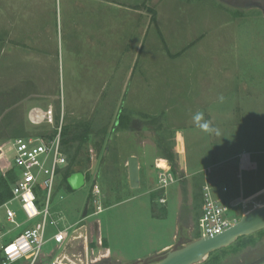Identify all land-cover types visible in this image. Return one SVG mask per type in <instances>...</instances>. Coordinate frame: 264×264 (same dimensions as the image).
<instances>
[{
	"label": "rangeland",
	"instance_id": "1",
	"mask_svg": "<svg viewBox=\"0 0 264 264\" xmlns=\"http://www.w3.org/2000/svg\"><path fill=\"white\" fill-rule=\"evenodd\" d=\"M51 2L58 14L48 13L47 16L38 17H43V25L46 24L47 28L43 30L37 27L34 19L20 18L17 28L21 30L30 22L24 32L26 45L18 50L7 48L3 53L5 57L12 54L13 66H4L15 70L24 64L20 57L26 59L34 53L28 46H33L35 40L37 46H40L45 38L49 43V53L53 60L50 67L55 76L45 73L46 83L20 85L21 78L23 80L30 75L36 80V74L13 71L11 85L4 86L5 77L0 75V143L7 140L1 145L5 159L12 164L15 157L13 138L51 133L54 130L53 124L30 122V107L38 105L45 110L52 104L54 111H61V117L63 113L64 124L69 128L77 125L74 124L76 120L79 123L84 120L91 123L90 141L81 150L83 155L90 158L85 167L90 178L84 186L72 190L59 185L61 177L57 178L49 209L50 218L56 220V225L48 226L47 242L42 246V254L34 264L69 262V259L77 264H116V254L114 258H106L104 240L100 244L101 236L98 237L96 223L109 244L125 242L126 250L122 255L117 253L120 256L119 264H132L140 260L138 258L149 260V253L163 244H176L173 236L177 230L179 198L182 196L184 200L188 194L192 196L196 189L194 187H199L201 176L211 170L210 178L213 181L210 185L214 192L220 190V184L230 187L233 196V202L229 203L230 215L240 219L244 213L264 204V188L247 197L255 186L252 177L243 171L249 165L247 155L264 156L263 13L257 8H243L224 0H156L151 6L158 12L182 13L180 18L174 15L168 17L171 24L167 27V35L162 34L157 25L149 29L147 37V34L138 35V31L131 34L129 29L131 27L133 30V27L128 24L125 28L121 27L124 32L120 31L119 34L112 31L111 37L100 39L96 22L86 21L78 32H67L64 22L73 15L64 17L66 12L63 7L64 15L61 19L60 6L63 4L56 6L55 0ZM12 5L13 8L17 7V2ZM9 6L4 7L3 0H0V36L4 31L3 22L8 21L4 13ZM24 6L27 8L30 2ZM115 11L120 12L117 9ZM135 21L137 24L142 23L138 18ZM108 22L107 26L113 25V28L119 25L118 20ZM176 28L179 30L176 31ZM91 31L94 33L92 44L87 43L89 38H74L76 33L78 36L88 35ZM190 36L198 37V40L184 49L190 42L187 40ZM112 40L114 44H111ZM103 43H106V49L102 48ZM137 50L139 64L135 74L124 80L125 68L133 62ZM1 56L0 67H4V58ZM58 57L60 64L57 62ZM144 63L151 66L143 78ZM105 64L109 74H104L101 69ZM39 80L44 81V78ZM6 87H11L13 93L6 90ZM121 91L122 96L119 98ZM23 92L25 96L19 103L17 100L22 98ZM70 107L75 111L71 115L66 114ZM123 109L133 112L134 116L141 110L144 113L154 111L157 115L153 117L160 115L158 119L144 123V126H154L159 136L166 139L173 131L172 126L183 131L188 148L186 168L195 171L194 177L188 181H193L194 187L192 183L182 184L177 179L166 185L162 192L151 193L159 181V170L153 167L147 168V174L142 168L141 186L130 187L123 170V159L127 152L134 150L139 153L141 149L134 137L128 141L125 130L119 129L120 115H128ZM201 111L205 119L210 121L213 131L203 132L195 126L193 119L187 121L189 115L193 117ZM132 119L135 120L134 117ZM185 123L192 126H184ZM96 141L100 142V147L95 145ZM152 154L153 149H148L149 159ZM261 159L264 161V157ZM250 161L252 166H256V162L257 166L260 164L258 159L255 163L253 159ZM95 180L101 190L98 201L103 211L98 214L93 211L83 218V209L93 198ZM236 181H240L239 185L244 188L243 194H238L239 185ZM255 183L258 186L259 180ZM38 192L41 194V203L45 204L46 192ZM161 195L167 198L166 204L160 202ZM121 199L126 200L113 204ZM183 203L185 201H181ZM91 204L90 209H95ZM10 207L18 210V221L23 225L14 227L5 224L6 228L14 227L12 230L18 234L31 226L32 222L27 221L17 201ZM39 220L41 217L33 220V223ZM81 222L85 224L80 225ZM78 226L79 229L74 231ZM196 228L193 234L195 237L201 235L199 227ZM57 229L73 230L61 246L51 239ZM112 234L115 238L113 242L110 241ZM260 253L264 254V229L252 235L240 236L229 246L213 250L198 264H245ZM14 264L26 262L22 259Z\"/></svg>",
	"mask_w": 264,
	"mask_h": 264
},
{
	"label": "crops",
	"instance_id": "2",
	"mask_svg": "<svg viewBox=\"0 0 264 264\" xmlns=\"http://www.w3.org/2000/svg\"><path fill=\"white\" fill-rule=\"evenodd\" d=\"M6 1H8V4H5ZM51 1L52 0H3V6L4 7L11 5L8 7V11L4 13V17H8V21L5 20L3 22L2 28H4L5 32L1 30L2 35L0 36V56L2 55L1 57L4 58L3 59V66H4V64L7 65L8 67H9V65L11 66V58L12 59L14 58L12 56V54H10V53H9V56L5 57V54L3 53V51L7 50V48L8 49L10 48V50L12 48L15 50H18V49L23 48L26 45L25 41H24V35L26 33L24 34V32H26L27 29L25 27L30 22L28 21V23H26L24 25L23 30H21L20 28H17L18 24L20 23V18H26V19L30 18V20L34 19L36 26L39 28H43V30H45L47 28V25L46 24L43 25V21H42L43 17L42 18H38V17L40 15L47 16L48 13H53V15H54V13L55 14L57 13V11L55 10V5L53 6V2H51ZM55 1H56V6L63 4L62 6H60L61 19H63V15H64L63 7H64L65 12H66V15L64 17H67L68 14L73 15L72 18L68 17L66 22L63 21L66 25V31L67 32H70V33L71 32L72 33L78 32L79 30H81L83 28V24L86 21L87 22L88 21L89 22H96L98 24L97 31H98V33L101 34V35H98V37L100 39H108L109 37H111L112 31H114L116 33L119 32V34H120V31L124 32L121 30V27L125 28V27L129 26L128 24H131L133 27V30H134V32H133V30L130 27L129 30L131 31V34L138 31V35H139V33L141 35L147 34L146 35V37H147L149 34L148 33L149 29L152 26L157 25L159 30H161L162 34L167 35V33H168L167 27H168V25L171 24V21H168V19H169L168 17L170 15H174L175 18L182 17L181 16L182 13H179V12H171L170 14L169 13L164 14L163 12H158V10H156V9H155L156 11L148 9L149 7L153 8V6H151V4L153 3V1L155 2L156 0H134L132 2H130L129 0H128L129 2L128 1L125 2V0H55ZM16 2H17V7L14 6V8H13L12 4L16 3ZM28 2H30V6H28L26 8L24 5L28 4ZM113 7H115V9H113ZM116 9L120 12L116 13V11H115ZM131 13H132V16H130ZM155 14H156V20H154ZM122 16H124L125 18H122ZM135 18L140 19L142 21V23L137 24L135 21ZM160 18H161V20H160ZM132 19L134 20V23H133ZM162 19H164V20H162ZM110 20H118V22H119L118 27L113 28V25L107 26L108 25L107 22L109 21L108 23H110ZM122 22H124V24H122ZM48 29H49V26H48ZM18 30H21V32ZM178 30L179 29L176 28V31H178ZM180 32L181 31H179V33ZM93 34L94 33L92 32L88 35H86V34L80 35L79 34V36H78V33H76L74 38L75 39H78V38L79 39H84V38L88 39L89 38L87 43L92 44L91 37H94ZM119 34H118V37H120ZM187 40H189L190 42L188 43V45H186L184 47V49L186 47H188L189 45L197 42L198 37H191L190 36V37H188ZM114 43H115L114 40H112L111 44H114ZM37 45H38V42H37V40H35L33 46H30V45L28 46V49H32L34 51V53H31L28 56V58H26V59H24L23 57H20L19 59L24 64L17 67L15 70H13V68L11 70L10 68H6L5 66L0 67V75L5 77L4 86H10L11 85V72H13V71H14L13 73H21V74L34 73V74H36V80L30 75L26 79L22 80V78H21L20 85L42 84L44 82L46 83L47 77L45 76V73H48L49 76H51V74H53V76H55L54 72H52V69L50 67V64L52 63L53 60H52V56L49 53V43H48L47 39L43 38L40 46H37ZM102 46H103L102 48L106 49V47H105L106 43H103ZM138 50L136 53L137 56L135 55V58H133V62L131 64H129L128 67L125 68L126 73H125L124 80L129 79V77L131 75L134 76V74H135V68H137V66L139 64ZM58 52H59V50H58ZM169 55L172 56V53L170 51H169ZM57 62H59V64H60L59 57H58ZM145 63L142 66V68L144 70L143 78L145 76V73H147L149 71L148 67L151 66V65L146 66ZM25 64L27 66H25ZM103 66H105V67L101 68V69H103L104 74H107V73L109 74V72L106 71L108 68L107 64H105ZM58 68H59V65H58ZM41 77L44 78V81L39 80V79H41ZM60 83H61V79H60ZM106 83L107 82H104V84H106ZM108 84L109 83H107V85ZM9 89H11V90H9ZM6 90L13 93V89L11 87L10 88L6 87ZM122 92L123 91H121L119 98H121ZM22 94H23L22 98L17 100V101H19V103L21 100H23V98L25 96V92H23ZM19 103H17V104H19ZM50 105H52V104H50ZM37 106L38 105H36V106L33 105L30 107V109L39 108L41 110H44L41 107H39V106L37 107ZM47 108H45V109H47ZM142 111H144V110L137 112V114L134 116L133 112H126V110L123 109L124 113L128 114L129 116L131 115L132 117L135 118L136 121H141V124H139V126H137L135 128V130L119 128V129L125 130V132L127 133L126 137L128 138V141H131L132 138L134 137L133 139H135L138 142L139 148L141 149V152H139V153H138V151H134V150L127 152V154L125 155V158L123 159V162H124L123 163V170H125V172H126L125 174L127 176V183L130 185V183H129V170L127 167V163H128V158L131 155H137L138 156L139 169H140V171L145 169L146 174L148 171L147 168H149V167L150 168L151 167L156 168L160 172L161 169L158 168V167H160L158 164H159V161H162V160L167 164L168 169H170V171L173 172V170L171 169L170 160L168 159L167 156L169 154H171L170 153L171 151H174L178 157L179 167H180V170L177 173L178 177L176 176L177 178H179L178 181H180L182 184H186V183L191 184L192 183V186L194 187L193 181L192 182L188 181V179H191L194 177L195 171H190L187 169L188 167L186 168L188 148H187V140L185 138L183 131L172 126L173 131H171L170 136H167V139H166V137L159 136V133H157L154 126H149V127L144 126V119H145L144 117L145 116H151L152 117L153 115H157V114H154V111H152V110H150L149 113H144ZM71 113L72 114L75 113V111L72 110V107H70L69 110L68 109L66 110V114L71 115ZM191 120H192V116L189 115V117L187 118V121L190 122ZM83 122H86V121L84 120ZM78 123H79V121L76 120L74 124H78ZM190 125L187 123L184 124V126H187V127ZM181 146L184 149H182ZM148 149H150V150L153 149V154L151 156V159H149V156H148ZM180 153H182L184 155L183 167H181V165H180ZM254 158H256V157H254L252 154L247 155L246 160L248 161L247 163H249V165L243 170V171H245L246 175H248V173L249 174L253 173L252 171H255L258 168L257 162H256L257 158L255 160H254ZM250 159H253L254 163L256 162L255 163L256 166H252ZM247 171H248V173H247ZM211 174H212V170L209 173L203 174L201 176V179L198 181L199 187H200V183L201 182L203 183V181H205V179H208L210 184H211V181H213L210 178ZM246 175H245V177H246ZM145 179L147 180V175H146ZM251 181H254L253 186H255L254 188H251V189H256L257 190L256 193H258V191H260L261 189L264 188V187L261 188V186H256L255 182L257 181V179L251 178ZM236 182H237V185H239L240 181L239 182L236 181ZM145 183H146V181H145ZM141 184L142 183H141V175H140V186H141ZM159 184L160 183L158 181L157 186L152 188L151 193H154L157 191L162 192L164 190V188H158ZM221 185L222 184H220V187H221ZM199 187H194L197 190L194 189L195 193L193 192L192 196L190 194H188V197L187 196H185V198L183 197L184 200L182 199V196H180V198H179L180 205H179V211L177 213V218H176L177 230H176L175 235L173 236V237H175L176 244H177V241L179 239L178 235L181 231V228H180L181 224L183 225L187 221L188 216L186 214H190V212L192 210V206H195V208H196V200L198 199V197H199L198 195L202 190V188H199ZM221 189H222V187L220 188L219 191H216L215 193L219 194L221 192ZM238 190H239L238 191L239 195L243 194L245 192L242 185L238 186ZM143 192L145 193L146 191H143ZM147 192H149V191H147ZM196 194H197V197H196ZM161 198H165L166 201L162 202ZM230 198L233 202L232 193H230ZM125 200L126 199H121L119 201H115L113 204L116 205V204L121 203ZM181 201H185V203L181 204ZM160 202L166 204L168 202V200L166 197L161 195L160 196ZM202 206H203V204H202ZM202 206H201L200 214L202 213V210H203ZM198 215H199V211L196 208V220L198 218ZM96 228L98 230V233H97L98 237L101 236L102 240L105 241L106 245H103V248H104L106 256H107L106 258H108V257L114 258L115 254H116L118 257L115 256V258L119 261L120 256L118 254L122 255L123 252L127 248V246L125 245V242H124V244H120L116 241L113 242V240L115 238L112 234V235H110V241H112L113 243L109 244L108 239L105 236H102L97 223H96ZM176 244L173 245L172 242L165 243L161 247L156 249V251L150 252L149 254H151V256H149V257L153 258V256H155L156 254H162L163 252H165L169 249H172ZM122 257H124V256H122ZM138 259H141V258H138ZM131 260H133V259H131Z\"/></svg>",
	"mask_w": 264,
	"mask_h": 264
},
{
	"label": "built area",
	"instance_id": "3",
	"mask_svg": "<svg viewBox=\"0 0 264 264\" xmlns=\"http://www.w3.org/2000/svg\"><path fill=\"white\" fill-rule=\"evenodd\" d=\"M61 112V111H60ZM29 119L34 124H53L55 134L51 137L41 135L20 136L12 139V149L15 157L13 163L5 159L3 145L0 146V172L8 175L12 167L18 169L17 178L12 183L11 192L13 198L0 204V264H14L25 259L26 264H34L42 254L41 248L47 242L48 226L56 225V220L51 219L50 204L53 198V190L58 178V170L68 163V158L63 152L62 126L64 123L63 113L59 124H56V112L50 105L47 109H30ZM56 124V126H55ZM159 172L158 188H165L169 183L176 181L177 177L168 168H162ZM86 176V175H85ZM221 192L216 194L208 179H205L203 188V210L197 226L201 230L200 237H213L230 229L239 219L236 215H230L232 200L230 198V187L221 186ZM46 192V202L40 207L38 202L41 198L40 192ZM92 203L95 207L94 213L103 211V207L98 201L101 190L96 180L92 187ZM17 201L19 209L26 216L31 226L15 234L14 227H21L23 223L18 221V210L11 208L10 205ZM165 202V198H161ZM41 217V220H33ZM5 224L14 225L12 229L6 228ZM79 226L74 228L76 231ZM57 229L52 236L59 246L63 245L73 232ZM82 237V235L80 234ZM88 238V236H85ZM100 244L102 243V237ZM54 264H77L69 259V262L58 261Z\"/></svg>",
	"mask_w": 264,
	"mask_h": 264
},
{
	"label": "trees",
	"instance_id": "4",
	"mask_svg": "<svg viewBox=\"0 0 264 264\" xmlns=\"http://www.w3.org/2000/svg\"><path fill=\"white\" fill-rule=\"evenodd\" d=\"M150 10L156 11L154 8H148ZM154 20H156V14L154 16ZM56 112V123L57 125L60 122L61 119V112L55 111ZM2 113H0L1 116ZM160 117V115H158ZM158 116H152L153 118H151V116H145L144 118V123H150L152 120H156L159 117ZM120 121H119V128H124V129H131V130H135V128L137 126H139V124H141V121H136L134 119H132L131 116L125 115V114H121L120 115ZM92 127H91V123L88 122H81L78 123L76 126L69 128V126L65 125L63 123L62 126V143H63V152H65L67 158H68V163L66 166L61 167L58 170V177L60 176V183L59 185H64L68 188V190H72L70 185L68 184V178L72 175V173L76 172V171H83L85 172L86 175V180L88 178H90V175L87 174V171H85V167L88 165V163L90 162V158L86 155L82 154V147H84V145H86L88 143V141H90V136L92 134ZM55 130L52 129L51 133H37L34 135H41L44 137H51L55 134ZM16 137H20V136H16ZM15 137V138H16ZM7 140H4L0 143V146L3 142H5ZM95 145L97 147H100L101 144L100 142H95ZM168 151V150H167ZM171 154H169L167 157L170 160V165H171V169L173 170V173L175 176H177L180 167H179V160L178 157L176 155V153L174 151L170 152ZM264 156H258L256 157L258 159V162L260 163L258 166V168L255 171H252L253 173L248 175L249 177H252L253 179H257L259 180V184L258 186L264 187V161L261 159ZM262 161V163H261ZM17 172L18 169L16 167H12L11 170H9L7 173V176H4L1 172H0V204L4 203L10 199L13 198V193L11 192V188H12V183H14L16 181L17 178ZM178 177V176H177ZM225 179V178H224ZM261 181V183H260ZM226 182V181H224ZM204 183V181H203ZM203 183H200V187L202 188ZM223 183V182H222ZM228 184V182H227ZM228 186V185H227ZM257 192L256 189H254V191L248 192L247 197L251 196V194ZM198 199L196 200V208L199 211V215L197 218V222L198 219L200 217V210H201V206L204 202V198H203V188L201 190V192L198 195ZM197 197V194H196ZM41 199H39V206L42 207L44 206L43 203H41ZM91 198L89 200V212L88 215H90L91 213H93L94 209H90L92 205L91 204ZM197 224V223H196ZM200 236H197V238ZM103 245L105 244V241H103ZM93 245V244H92ZM110 260L113 261V259L110 258ZM109 261V260H108Z\"/></svg>",
	"mask_w": 264,
	"mask_h": 264
},
{
	"label": "water",
	"instance_id": "5",
	"mask_svg": "<svg viewBox=\"0 0 264 264\" xmlns=\"http://www.w3.org/2000/svg\"><path fill=\"white\" fill-rule=\"evenodd\" d=\"M236 6H246L249 0H224ZM256 3L258 0H253ZM0 148V153H1ZM180 165H184V155L180 153ZM127 167L129 170V183L131 188L140 186L139 159L137 155H131L128 158ZM86 176L83 171H76L68 178V184L71 189H79L85 185ZM89 202L83 209V218L88 216ZM85 224L84 222L81 225ZM264 229V204L258 205L251 211L244 213L237 223L232 225L230 229L215 235L213 237H198L192 241L179 246L173 247L160 256L151 264H198L204 261L213 250L229 246L240 236L252 235V233ZM138 261L136 264H142Z\"/></svg>",
	"mask_w": 264,
	"mask_h": 264
},
{
	"label": "flooded vegetation",
	"instance_id": "6",
	"mask_svg": "<svg viewBox=\"0 0 264 264\" xmlns=\"http://www.w3.org/2000/svg\"><path fill=\"white\" fill-rule=\"evenodd\" d=\"M246 6L248 7H253V8H257L258 11H260L261 13H263L264 16V0H258L256 3H254L253 0H249V2L246 4ZM246 6H244L243 8H245ZM179 180V178H177ZM194 204V203H193ZM188 216L186 223H184L183 225L181 224V231L178 235L179 239L177 241V244L175 245V247H179L182 246L190 241H192L193 239L197 238L195 236H193V234L195 233V231L197 230V220H196V208L195 206H192V210L190 212V214H186ZM259 243H261V241H259ZM254 247V246H253ZM252 247V248H253ZM161 254H156L155 256L149 257L150 259L145 261V260H138V261H143L142 264H151L152 262H154L155 260H158L161 258L160 256ZM258 256L253 257L251 260H249L248 262H245V264H261L264 262V254L260 253L257 254ZM154 259V260H153ZM138 261L132 263V264H136L138 263ZM116 264H119L118 261Z\"/></svg>",
	"mask_w": 264,
	"mask_h": 264
},
{
	"label": "clouds",
	"instance_id": "7",
	"mask_svg": "<svg viewBox=\"0 0 264 264\" xmlns=\"http://www.w3.org/2000/svg\"><path fill=\"white\" fill-rule=\"evenodd\" d=\"M222 99L223 98L221 97V100ZM192 119H193V121L195 123V126L197 128H199L201 131H203V132H211V131H213V129L211 127V124H210V121L205 119V115H204V113L202 111L195 113L193 115Z\"/></svg>",
	"mask_w": 264,
	"mask_h": 264
},
{
	"label": "bare ground",
	"instance_id": "8",
	"mask_svg": "<svg viewBox=\"0 0 264 264\" xmlns=\"http://www.w3.org/2000/svg\"><path fill=\"white\" fill-rule=\"evenodd\" d=\"M160 167L162 168H168L167 167V164L162 160V161H159V164H158Z\"/></svg>",
	"mask_w": 264,
	"mask_h": 264
}]
</instances>
